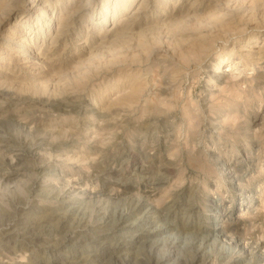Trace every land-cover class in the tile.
<instances>
[{"label":"rangeland","instance_id":"rangeland-1","mask_svg":"<svg viewBox=\"0 0 264 264\" xmlns=\"http://www.w3.org/2000/svg\"><path fill=\"white\" fill-rule=\"evenodd\" d=\"M221 1L200 0L177 26L158 24L162 7L152 4L149 28L109 40L76 73L73 63L37 79V65L6 73L7 56L27 51L7 25L0 264H63L102 252L101 237L108 248L130 243L122 256L135 264L169 252L173 260L197 256L195 264H264V0ZM222 4L231 6L206 22ZM49 215V226L64 218L86 241L45 234L25 244L6 232L19 219ZM103 263L119 264L110 256Z\"/></svg>","mask_w":264,"mask_h":264},{"label":"bare ground","instance_id":"bare-ground-1","mask_svg":"<svg viewBox=\"0 0 264 264\" xmlns=\"http://www.w3.org/2000/svg\"><path fill=\"white\" fill-rule=\"evenodd\" d=\"M199 2L200 0H0V39L3 40L1 38V35H4L3 32L8 35L9 34L8 32L11 31V30L10 31L6 30L7 25H13L14 23L16 26L15 28L19 30L18 32L19 43L23 49L27 50L25 53H23L21 57L16 53H10V54L8 53L9 55L7 57L10 56V59L8 60L9 68L7 66L6 73H9L10 75L13 76L16 75L15 72L16 70L21 69L22 63L27 68H31L34 65L39 66V69L37 67L39 73L33 75V78L36 79L42 78L43 76H46L56 71H58V73H62L64 70H67L73 63H75L76 65L74 66L76 73L83 68L82 64L85 61H83L82 58H87L86 60H90L89 59L90 57L91 58L93 56L98 57L96 55L97 51L100 48H102L103 45H105L106 42H108L109 40L114 38H119V40H121L119 36H123L126 35L127 33H131L133 32L134 28H140L142 27V25H145L147 28H149V25L151 24L148 23L150 18L149 12L151 13L150 10L152 9V7H154L152 6V4H157L162 7L160 8L162 9V13L164 14V16H163V20L160 21V23L158 24L164 25L171 23L173 24L175 23L176 19L179 18L184 19V17L187 18L192 16L193 14L196 13L195 8ZM221 2L222 1L220 0V3ZM223 4L221 6L216 5L214 7L215 8L214 11L216 12L215 13L213 12V14L210 13L211 15L210 16L208 15L207 16L208 18L205 21L206 22L208 21L210 22V20L217 21L221 17L219 16V14H222L221 12L222 10H224L223 8L226 7L227 5L231 6V4L233 3L231 2V4H225L226 6H223ZM235 5L237 4L235 3ZM235 7L237 8V6ZM207 8L209 7L204 6V8L202 9H207ZM202 9H200V12L202 11ZM142 21L143 22L145 21V23H143ZM200 21L201 24L205 22V21L202 22V20ZM179 24L180 23L176 24V26ZM195 24L193 26H195ZM189 25L191 24L189 23ZM171 28H174V26H172ZM202 28H204V26H202ZM186 29H189V27ZM190 30L192 31V29ZM149 31L150 30H148V32ZM131 38L134 37L132 36ZM124 40L125 38H123L122 42H127V40L125 41ZM125 44L127 46V43ZM122 45L124 44L122 43ZM126 46L123 47L125 48ZM113 47H115V45ZM124 48L122 49L123 51ZM156 48H160V47L158 46ZM154 49L155 48H153V52ZM155 52H157V50ZM149 54L151 55V52ZM258 54L261 55L262 52H258ZM63 57H65L64 60ZM43 64H46L48 66V69L44 68ZM2 71L3 68L2 65H0V73ZM0 75H2V73ZM103 175H106V177L112 176L113 171L111 170L108 172L104 171ZM133 190L134 188L132 187L123 188V191L124 192L126 191L127 193H130ZM135 207L137 208V205ZM135 209L132 210V213H135V211L137 210ZM22 212L26 213V210L23 209ZM121 217L123 219L124 214ZM41 218L42 219H36V221H32V222L28 221L27 218L25 219L22 218L23 220L19 219L20 221L16 222V224L13 223V225L8 226V228H6V232L14 233L19 239V241L25 244L40 243L41 241H44L43 237L45 234H51L53 236H55L56 234L59 235L64 234V239L66 243L69 242V244L70 243L82 244L83 242L86 241V237L84 236V234L77 232L75 229H72V227L67 224V220H65L64 218L58 219V222L55 223L58 224L57 227H55L56 226L55 224L53 227L49 226L54 221V220L52 221L53 215L52 216L49 215L45 217L43 216ZM110 218L112 217L104 216L102 218L103 220L102 225H104V227L110 225V222H108ZM78 225H81V220L78 222ZM218 231L219 229L218 230L213 229L210 231V233L213 234L223 233V231L221 230H220L221 232ZM151 235H153V233L145 234L143 238H149ZM143 238L140 237V239ZM105 240L106 238L101 237L100 241L95 242V245H98V247L101 248L102 246V250H103L102 252L98 251L97 253H92L91 251H89L85 257L82 256L77 259L75 258L74 260H70L63 264H95V263L101 264L105 260H107L109 256L110 258L112 257L113 259H116L119 264H135L132 258L133 256L131 257L130 254H126L125 257L124 254L122 256L123 249L126 246H129L130 243H126L125 242L126 240L123 241L118 239L116 240L114 245H111L108 248V247H104V245L106 244ZM156 250L158 249L156 248L155 251ZM196 257L197 256H195L192 261L187 259L173 260L172 253L169 252L166 253L164 256L157 258V260H155L153 264H167V263L169 264L172 261L173 264H195L194 261ZM259 258H261V260L264 261L263 255H260ZM142 263H146V262L144 261Z\"/></svg>","mask_w":264,"mask_h":264}]
</instances>
